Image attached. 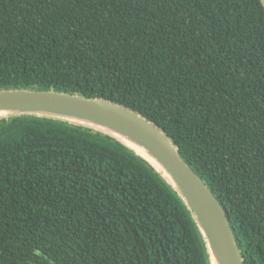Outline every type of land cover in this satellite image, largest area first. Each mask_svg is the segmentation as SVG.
Masks as SVG:
<instances>
[{"label": "trees", "instance_id": "1", "mask_svg": "<svg viewBox=\"0 0 264 264\" xmlns=\"http://www.w3.org/2000/svg\"><path fill=\"white\" fill-rule=\"evenodd\" d=\"M0 86L79 92L163 129L264 264L259 0H0ZM0 264H208L165 182L115 140L0 123Z\"/></svg>", "mask_w": 264, "mask_h": 264}, {"label": "water", "instance_id": "2", "mask_svg": "<svg viewBox=\"0 0 264 264\" xmlns=\"http://www.w3.org/2000/svg\"><path fill=\"white\" fill-rule=\"evenodd\" d=\"M264 9V0H259ZM0 123L20 116L57 120L109 137L139 156L193 220L208 264H243L227 211L173 139L137 111L105 98L39 86H0Z\"/></svg>", "mask_w": 264, "mask_h": 264}, {"label": "bare ground", "instance_id": "3", "mask_svg": "<svg viewBox=\"0 0 264 264\" xmlns=\"http://www.w3.org/2000/svg\"><path fill=\"white\" fill-rule=\"evenodd\" d=\"M2 115L0 114V117H1ZM11 120V119H10Z\"/></svg>", "mask_w": 264, "mask_h": 264}]
</instances>
